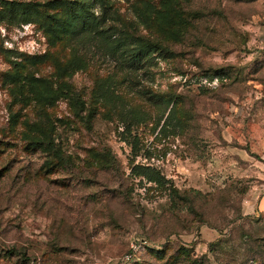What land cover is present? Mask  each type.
<instances>
[{"label": "rangeland", "instance_id": "rangeland-1", "mask_svg": "<svg viewBox=\"0 0 264 264\" xmlns=\"http://www.w3.org/2000/svg\"><path fill=\"white\" fill-rule=\"evenodd\" d=\"M263 198L264 0H0V264H264Z\"/></svg>", "mask_w": 264, "mask_h": 264}, {"label": "trees", "instance_id": "trees-1", "mask_svg": "<svg viewBox=\"0 0 264 264\" xmlns=\"http://www.w3.org/2000/svg\"><path fill=\"white\" fill-rule=\"evenodd\" d=\"M99 1L103 3L104 0H99ZM23 6H24L23 4L19 3L18 4V8H14L12 10V14H18V21L20 23L29 22V21H31V19L33 17L32 16V11H33L32 8H30V7H23ZM146 53H147L146 51L145 52H139V51H137L134 54V56L136 57V56H139L140 54H146ZM60 89L61 90L64 89V86L63 85H60ZM45 147L46 148H51V144L49 145V142H46V146ZM148 181H153V180H148ZM154 181H155V183H157L156 180H154ZM176 193H177L176 189L174 187H171L170 190H169V192H168V197L169 198H172V200H173V199L176 198ZM211 245H213V244H211Z\"/></svg>", "mask_w": 264, "mask_h": 264}, {"label": "built area", "instance_id": "built-area-1", "mask_svg": "<svg viewBox=\"0 0 264 264\" xmlns=\"http://www.w3.org/2000/svg\"><path fill=\"white\" fill-rule=\"evenodd\" d=\"M133 252H135V249H133ZM128 257H129V255H128ZM135 259V258H134Z\"/></svg>", "mask_w": 264, "mask_h": 264}, {"label": "crops", "instance_id": "crops-1", "mask_svg": "<svg viewBox=\"0 0 264 264\" xmlns=\"http://www.w3.org/2000/svg\"><path fill=\"white\" fill-rule=\"evenodd\" d=\"M264 199V198H263ZM263 201V200H262ZM264 207V206H263Z\"/></svg>", "mask_w": 264, "mask_h": 264}]
</instances>
